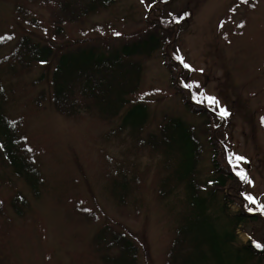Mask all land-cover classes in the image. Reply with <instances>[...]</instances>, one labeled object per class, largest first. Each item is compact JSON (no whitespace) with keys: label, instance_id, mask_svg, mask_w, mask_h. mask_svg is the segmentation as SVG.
I'll return each mask as SVG.
<instances>
[{"label":"rangeland","instance_id":"374dc122","mask_svg":"<svg viewBox=\"0 0 264 264\" xmlns=\"http://www.w3.org/2000/svg\"><path fill=\"white\" fill-rule=\"evenodd\" d=\"M33 8L43 17L51 18L49 9L38 4ZM147 13L143 0H118L109 9L90 16L88 22L112 21L123 36H135L146 28L148 19L153 21L160 16L170 19L160 26L170 38L176 34L166 54L179 64L174 70L179 85L178 88L171 86L173 76L163 64L160 50L146 61L142 59L143 78L136 96L145 102L149 120L141 133L158 134L160 124L169 118L183 120L199 142L197 177L204 182L212 174L209 132L204 117L190 113L183 102L188 96L189 102L206 104L214 114L205 117L213 120L215 127L210 128L223 142V156L236 175L246 176V179L241 178L244 202L251 213L259 216L237 226L238 243L251 241L254 246L259 243L262 247L264 0H165L163 4L157 1ZM175 16H183L180 24H173ZM86 29L84 23L81 29L71 26L72 36L68 39L97 34L88 33ZM11 31L16 32V36L29 33L36 40H52L48 33L17 20L11 0H0V35ZM56 44L54 47L59 48L66 45L61 40ZM8 48L4 47L0 54ZM42 70H48L47 65L16 72L6 84L10 82L7 90L13 95L7 105L9 112L23 117V131L39 151L45 186L39 198L33 197L27 185L14 177L0 158V174L8 173L16 184L15 187L0 185V200L12 217L9 223L0 217V264H94L95 253L88 242L105 224L126 231L132 238L138 246L139 264H165V251L184 212L185 191L179 187L165 199L158 197L157 173L163 155L150 152L147 147L133 146L127 131L121 134L122 140L112 136L105 138V133L118 123L117 119L107 123L87 111H81L78 117L59 113L49 99V86L46 83L32 85V79ZM40 89H45V100L41 106L33 107L27 101ZM210 98L218 103L211 102ZM221 109L227 110L229 115L222 117ZM217 118L223 121L222 128H216ZM117 160L126 161L128 168L134 162L142 174L139 188L129 195L124 207L115 204L109 195L104 175L105 169L114 167ZM16 189L30 201L31 210L22 218L8 207ZM220 192L212 206L215 215L220 214L214 226L235 243L229 232L232 223L221 213ZM70 197L82 200L97 218L88 220L79 215ZM247 197H252L255 203ZM229 207L235 211L240 208L234 203H229ZM261 259L259 263L253 260L249 264H264V255Z\"/></svg>","mask_w":264,"mask_h":264},{"label":"trees","instance_id":"16d2710c","mask_svg":"<svg viewBox=\"0 0 264 264\" xmlns=\"http://www.w3.org/2000/svg\"><path fill=\"white\" fill-rule=\"evenodd\" d=\"M11 1L17 20L34 30L48 33L52 39L50 42L36 40L29 33L16 36V32L12 31L0 35V51L9 46L7 52L0 54V158L11 174L27 185L33 197L41 196L45 177L40 169L39 151L30 144L23 131V117L9 112L7 105L13 95L10 96L7 90L10 82L6 84L16 72L47 65L48 70H42L33 78L32 85L36 87L46 83L49 86V99L59 113L78 117L81 111H87L107 123L117 119L118 123L105 133V138L112 136L122 140L121 134L127 131L133 146L147 147L150 152L163 155L157 173L158 197L165 199L177 188L183 187L185 208L181 222L172 234L169 249L165 251V264H249L253 260L259 263L264 255V242L261 248H257L251 241L238 243L237 238V226L259 216L256 213L252 215L244 202L243 180L224 157L223 142L210 128L215 127L213 120L208 121L205 115L211 117L214 113L207 105L189 102L188 96L183 102L190 113L204 117L209 132L207 142L211 151L212 174L204 182L197 177L199 142L183 120L169 118L160 124L158 134L141 133L149 120L145 102L136 96L143 78V60L160 50L163 64L173 76L171 86L178 88L179 85L174 71L179 64L166 54L176 34L170 38L168 32L161 29L163 22L170 19L161 16L153 21L148 19L146 28L140 29L135 33L137 35L123 36L112 21L88 22L90 16L109 9L118 0ZM157 1L163 4L165 0H143L148 8L147 14ZM36 4L49 9L51 18L47 19L35 11L33 6ZM172 20L174 25L180 24L183 16L172 17ZM82 23L87 27L86 32L97 34L68 39L72 36L70 27L81 29ZM81 32L79 35H82ZM60 40L66 45L54 47ZM44 100L45 89H40L27 103L39 107ZM215 123L216 128L224 125L220 118ZM131 164L132 167L128 168L126 161L117 160L114 167L104 171L108 193L120 207L127 205V198L142 182L140 170L134 162ZM161 171L163 174H160ZM2 184L16 186L8 173L0 174ZM225 190L228 192L225 193ZM220 191L221 213L232 223L229 232L235 243L228 240L227 233L218 232L214 226L220 214L215 215L212 206ZM69 201L73 202L74 210L83 218H97L82 200L70 197ZM229 203L238 204L240 208L235 211ZM8 207L20 218L31 210L29 199L20 189L14 191ZM0 217H4L5 223L12 220L3 201L0 202ZM110 225L100 227L88 242L95 253L94 264H139L137 244L126 231Z\"/></svg>","mask_w":264,"mask_h":264},{"label":"snow or ice","instance_id":"6c2138e0","mask_svg":"<svg viewBox=\"0 0 264 264\" xmlns=\"http://www.w3.org/2000/svg\"><path fill=\"white\" fill-rule=\"evenodd\" d=\"M245 2H246V0H245ZM177 22H178V21H177ZM117 35H119V33H117ZM184 66H185L186 68L189 67L187 64H185ZM210 100H211V102H213V103H218L217 101L214 100V98H210ZM220 115H221L222 117H227V116L229 115V113H228L227 110H225V109H221V111H220ZM236 159H237V160H241V161L244 160L243 157H236ZM230 162H231V159H230ZM238 175H240L242 179H246V176H245L243 173H238ZM249 182H250V181H249ZM247 199H248L250 202L255 203V201L253 200L252 197H247ZM260 210H261L262 213H264V205L261 206V209H260ZM255 246H256L257 248H260V247H261V244L257 243Z\"/></svg>","mask_w":264,"mask_h":264}]
</instances>
